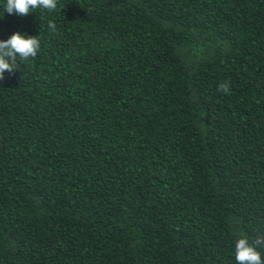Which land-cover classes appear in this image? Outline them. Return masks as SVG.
Listing matches in <instances>:
<instances>
[{
	"label": "trees",
	"instance_id": "obj_1",
	"mask_svg": "<svg viewBox=\"0 0 264 264\" xmlns=\"http://www.w3.org/2000/svg\"><path fill=\"white\" fill-rule=\"evenodd\" d=\"M5 4L0 39L40 49L0 80V264H237L264 235V0Z\"/></svg>",
	"mask_w": 264,
	"mask_h": 264
},
{
	"label": "clouds",
	"instance_id": "obj_2",
	"mask_svg": "<svg viewBox=\"0 0 264 264\" xmlns=\"http://www.w3.org/2000/svg\"><path fill=\"white\" fill-rule=\"evenodd\" d=\"M57 8V0H6L5 10L7 13H16L20 16H27L35 9H45L54 11ZM49 30L55 34L57 26L54 21H48ZM40 49L38 36L28 35L17 31L8 39H0V80L4 79V74L14 73L20 61H27L34 58ZM217 91L225 94L230 93V84L221 82L217 86ZM259 247H264V235L258 234L253 241L245 235H239L235 241V259L237 264H264Z\"/></svg>",
	"mask_w": 264,
	"mask_h": 264
}]
</instances>
